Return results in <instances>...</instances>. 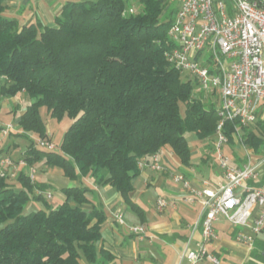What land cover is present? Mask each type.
Masks as SVG:
<instances>
[{
	"label": "trees",
	"instance_id": "trees-1",
	"mask_svg": "<svg viewBox=\"0 0 264 264\" xmlns=\"http://www.w3.org/2000/svg\"><path fill=\"white\" fill-rule=\"evenodd\" d=\"M11 1L0 0V96L24 92L31 100L18 122L24 133L15 136L34 132L51 141L41 107L71 120L57 151L30 141L21 160L27 169L36 163L60 169L71 181L91 176L141 216L130 200L138 161L168 148L191 166L186 135L214 138L219 120L216 105L194 93L202 92L197 83L166 60L176 10L164 16L167 0L68 1L50 27L7 17ZM236 124L225 123L228 143L236 142ZM242 142L264 153V120L245 129ZM15 179L20 188L0 176V264H91L105 254L99 246L105 215L84 208L92 205L88 189L62 188L64 199L52 208L41 195L32 197L28 172ZM31 198L42 207L24 214Z\"/></svg>",
	"mask_w": 264,
	"mask_h": 264
},
{
	"label": "built area",
	"instance_id": "built-area-1",
	"mask_svg": "<svg viewBox=\"0 0 264 264\" xmlns=\"http://www.w3.org/2000/svg\"><path fill=\"white\" fill-rule=\"evenodd\" d=\"M172 1L177 3V8L167 32L170 47L165 57L173 69L193 79L199 91L219 95L214 151L223 174L222 182L215 186L204 182L202 189L191 186L182 174L173 175V180L182 183L188 191V201H198L201 205L200 239L195 249L189 247L188 240L179 258L188 264L202 261L220 264L207 249V243L216 236L214 222L225 220L233 226L249 227V234L235 237L249 249L255 237L264 233V185H249L258 182L264 169V155L254 156L242 142L244 129L254 126L264 113V0ZM133 12L134 7H130L128 13ZM233 121H237L233 131L236 141L244 152L245 160L240 166L232 164L223 152L228 143L224 126ZM11 130L12 125H0L1 136H7ZM37 144L55 150L52 141L39 138ZM17 164L25 165L22 160ZM146 167L157 172L164 170L158 152L138 161L139 169ZM15 169L10 158H0L1 177L14 179ZM28 175L33 182V167L28 168ZM156 204L162 210L166 201L158 199ZM113 217L124 224L121 212ZM127 229L140 238L147 232L140 223L128 225Z\"/></svg>",
	"mask_w": 264,
	"mask_h": 264
},
{
	"label": "crops",
	"instance_id": "crops-1",
	"mask_svg": "<svg viewBox=\"0 0 264 264\" xmlns=\"http://www.w3.org/2000/svg\"><path fill=\"white\" fill-rule=\"evenodd\" d=\"M68 1L71 0H13L7 4L5 15L16 19L20 25L39 21L42 25L51 27L54 26L55 18L60 15L62 7ZM260 119L264 120V113ZM253 128L254 126H251L246 129L253 130ZM214 140V138L205 140L211 143L214 158L213 156L208 158L207 153H201L194 143L193 146L189 145L196 161L190 162L189 167L183 166L169 149H162L159 157L164 167L163 171L157 172L148 167L140 169L139 175L132 180L133 190L130 200L141 212V216L112 186L97 184L91 176L71 181L63 175L62 170L49 168L41 163H37L40 164L38 168L33 166L36 175L32 197H36L38 192H41L42 198L55 208L64 199L62 188L78 185L89 190L87 196L92 205L84 208L90 209L91 206H96L105 215L99 243L105 254L100 255L97 261L91 264H188L185 259L180 260L179 256L188 240H190L189 247L195 249V243L200 239L201 205L198 201H188L190 197L188 191L182 183L173 180V175L182 174L196 189H202L204 182L210 186L222 182L223 174L216 160ZM235 143L238 144L237 141ZM206 148L210 147L206 146ZM231 149H235L237 154H232ZM223 152L234 165L240 166L245 160L240 146L227 143L223 147ZM254 156L260 157L263 154H254ZM18 170L28 172L25 165L19 166ZM9 182L18 188L16 179ZM249 185L253 186L255 183L249 182ZM256 185L261 183L257 182ZM39 187L47 189L43 191ZM46 194L50 196L46 197ZM158 199L166 201V206L162 210L157 208ZM34 201L38 206L33 208L31 204V212L37 211L41 204L35 198ZM71 205L75 204L72 202ZM116 212L123 214L124 224L114 219L113 214ZM139 223L146 227L147 232L143 238L130 234L127 229L128 225ZM213 227L216 236L207 243V249L220 264H264V233L255 237L253 247L249 249L235 240L237 234H249V227L233 226L225 220L214 222ZM81 264L90 263L82 261ZM199 264L210 263L202 261Z\"/></svg>",
	"mask_w": 264,
	"mask_h": 264
},
{
	"label": "rangeland",
	"instance_id": "rangeland-1",
	"mask_svg": "<svg viewBox=\"0 0 264 264\" xmlns=\"http://www.w3.org/2000/svg\"><path fill=\"white\" fill-rule=\"evenodd\" d=\"M71 1H80V0H71ZM167 1H168V5L164 12V16L168 15L169 12H171L172 10H176L177 8V3L175 1H172V0H167ZM187 77L188 76L186 74L182 76L183 79H187ZM192 81L194 82L193 79ZM194 93L198 94V96L204 99H207L210 103H214L216 107L218 106V100H219L218 96L219 95L217 93L215 94L207 93L206 94V93L197 92V91H195ZM30 103H31L30 98L24 92H20L12 97H1L0 96V125L3 127L12 125V130L10 131L11 134H8L7 136L0 135V158L8 157L14 162V164L16 165V169L14 171L15 178L19 172L18 170L19 165L17 164V162L21 160V156L24 153V151L27 149L28 145L30 144V141H33V144L37 149L46 150L37 144L39 136L34 132L26 133L27 135L26 137L15 136V134L17 133L18 134L24 133L21 130L18 122H19L21 114L26 110L27 106ZM39 114L45 124L47 134L51 137V141L55 145V150H52V151H57L59 149V145L61 143L63 134L70 126L71 120L67 117H63L61 120H56L50 116V114L48 113L45 107H41L39 109ZM186 138L191 146H193L194 143H196L195 147L198 150H200L201 153H205V154L207 153L206 156L208 158L210 157L212 158V156L214 158V154L212 153L211 143L209 141H204L203 143L198 142L199 140L194 133H188L186 135ZM206 146L210 148L207 149ZM233 146H240V145L233 143ZM164 149L167 150L168 148H164ZM238 152L240 153V150ZM231 153L237 154V151H235V149L234 150L231 149ZM261 154L264 155L263 152ZM195 161H196V158H194V156L191 155L190 162L193 163ZM38 165L36 163L34 167L38 168L39 167ZM9 180L13 181V179H9ZM258 182L261 183V185L264 184V169L262 171L261 176L258 179ZM16 184H17V187L20 188V184L18 182ZM36 203L37 202H35L34 199L31 198L25 204L23 213L27 214L31 212L30 211L31 204L33 205V208H37L38 203L37 204ZM41 207H42V204H40L39 208Z\"/></svg>",
	"mask_w": 264,
	"mask_h": 264
}]
</instances>
